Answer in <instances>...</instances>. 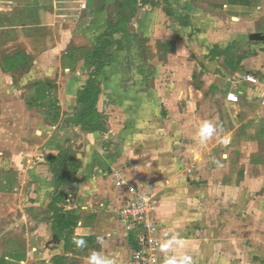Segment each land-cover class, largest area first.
<instances>
[{
    "label": "crops",
    "instance_id": "crops-1",
    "mask_svg": "<svg viewBox=\"0 0 264 264\" xmlns=\"http://www.w3.org/2000/svg\"><path fill=\"white\" fill-rule=\"evenodd\" d=\"M142 1L145 0H139L138 13L131 22L133 34L150 44L156 43L157 54L160 52L159 43L168 41L170 47V51L161 54L169 65H155L152 67L155 73L160 66L174 73H183L191 67L197 69V62L209 68L220 67L218 60L224 58L228 66L221 69L231 75L223 85H220L222 82L219 79L216 81L219 83L213 86L225 118L224 141L207 147L194 132V137L198 138L197 146L185 145L184 161L168 164L162 157L148 153L146 160H140L137 153L121 144L124 138H144L139 131L124 129L117 134L109 130L103 119L105 132H85L75 125V114H59L53 131L49 129L47 136L42 133V146L45 151L53 149L45 155L52 166L63 165L49 159L66 150L72 161L80 163V168L65 179V186L60 190L65 197L63 203L58 204L63 208L62 215L71 214L74 226L68 231H61L54 225L50 207L55 198V180L62 177L56 171L49 182V197H43L38 192L39 197H27L21 219L0 235L7 232L4 239L8 240L4 249H0V264H88V257L94 251L113 259L115 264H130L141 231L135 229L128 233L119 212L135 199L136 194L154 195L152 216L159 229L158 264H164L165 256L172 255H186L190 264H207V256L211 264H237L235 255L243 247L238 239V211L244 206L246 217L251 220L258 216L255 212L264 216V40L252 38L258 34L264 36V0H150L144 6ZM125 2L0 0L1 50L14 47L10 51L11 56H26L29 67L19 66L16 70H9L6 68L9 57L2 59L1 56V93L11 95L13 75L25 71L22 76L24 82L19 84L22 87L28 84L24 75L29 72L39 76L32 84V90L43 97L46 81H50L53 74L75 72V68L82 65V70L87 73L80 81L81 86L77 88L73 78H69L64 87L74 89L70 100L76 112L78 92L86 85L89 73L85 55L75 65L72 61L76 59L74 54L80 55V51L95 48L97 36L115 21ZM67 17L75 18L78 25L74 30L68 29L61 34L59 26ZM211 27L213 29L209 30ZM193 28L194 36L191 32ZM62 39L73 43L75 48L68 57L66 55L71 60L69 66L63 64L61 45L56 46ZM47 41L53 44L43 48V51L31 45L38 43L42 46ZM191 43L193 45L189 48L192 52L187 47ZM180 44L188 48L189 56L186 58ZM172 49L176 50V54ZM232 51L237 52L235 64L231 61ZM174 56L178 59H173ZM209 60H213L212 64ZM214 63L217 65L213 66ZM215 70H211L212 73ZM104 71L97 77L98 80ZM41 72L46 73L44 81L40 80ZM247 75L256 77L258 83L245 80ZM8 78L10 81L3 84V80ZM235 82L239 85L238 103L227 99ZM149 87L148 91L152 89ZM100 88L97 110L103 114L100 107L104 88L102 85ZM59 94L58 104L66 105L61 92ZM13 103L8 99L3 102L5 105ZM188 103L193 106L195 99H189ZM70 120V132L82 136L76 147H73V136L65 128L70 125ZM83 149L84 156L80 152ZM46 161L35 168L39 185L49 173ZM244 233L253 234V231L249 229ZM16 234L20 236L16 237ZM174 235L184 240L183 247L173 245L169 249L162 248V244ZM76 239L85 240L86 247H77L74 243ZM258 242L260 245L252 248L258 250L262 246L264 249V240ZM243 243L247 247L248 239Z\"/></svg>",
    "mask_w": 264,
    "mask_h": 264
},
{
    "label": "rangeland",
    "instance_id": "rangeland-1",
    "mask_svg": "<svg viewBox=\"0 0 264 264\" xmlns=\"http://www.w3.org/2000/svg\"><path fill=\"white\" fill-rule=\"evenodd\" d=\"M61 13L64 15L65 12ZM77 22L72 17L62 19V24L59 26L60 33L62 34L68 29L74 30L78 25ZM103 29L104 27L101 30ZM212 29L211 27L209 30ZM132 31L133 27L130 30L131 36H133ZM191 32L192 36L196 34L194 28ZM124 36H116V46L112 50V63L108 65L107 71H104L101 79H97L100 86L102 85L104 88V99H102L100 110L104 114L101 115L108 124L109 130L117 134L123 132L124 129L136 130L145 136L144 138L142 136L140 138H124V142L121 144L130 151L137 153L140 160L145 159L148 153L154 154V157H162L163 161L168 164L179 163L185 159V145L197 146L198 138H195L193 133H198L199 125L205 120L212 121L217 127V133L205 144L207 147L219 144L224 138L223 132H225L226 124L223 110L220 108L221 103L213 90V86L219 83L216 82L219 79L222 82L220 85H223V82L226 83L231 75L230 72L224 73L221 69L228 66L224 58L218 60L220 67L209 68L204 66L202 62V64L197 62L199 65L195 66L197 69L191 67L189 71L183 73H174L165 67L161 68V66L159 71L155 73L152 68L155 65H169L163 60L165 56L161 55L170 51L168 50L170 49L169 42L165 40L166 42L159 43L160 52L157 54L156 43L150 44L147 40L132 38L133 43L130 47L126 40L127 37ZM32 44L43 51V48L51 47L53 42L47 41L42 45L43 47L38 43ZM210 44L212 45L211 42ZM1 45L0 57L2 56V59L10 57V51L14 47L1 50L3 47ZM60 45L64 55L63 64L69 66L71 60L67 57L75 51L73 43H66L62 39L56 43V46ZM192 45L193 43L187 47L191 48ZM181 46L183 45L180 44L181 52H184L183 55L186 58L187 55L189 56L188 48ZM190 48L189 51L192 52ZM173 49V53L176 54V50ZM87 52L80 51V55L74 54L76 59L72 61L75 65L78 60L83 59V55ZM231 53V61L235 64L237 52L232 51ZM177 56H174L173 59L177 60ZM189 59L191 60V58ZM209 61L212 64L213 60ZM48 63L52 65L51 62ZM215 65L217 64L214 63L213 66ZM27 68L29 69V67ZM215 68V73H212L211 70ZM75 70V72L70 73L62 71L61 74H53L49 78L51 80L46 81V91L42 93L45 98L40 96L37 91L32 90V84L39 76L29 74V72L26 76L24 75L28 84L23 87L19 84L24 82L22 76L25 71H18L13 75L11 95H6L5 92L1 93L2 90H0V235L6 231L5 229L10 228V225L21 219V210L28 202L27 197H39L37 192L43 197H49L51 193L50 179L56 171L65 168L64 164L52 166L50 162L46 161L45 155L53 149L43 150L42 138L44 136L42 133L45 132L47 136L49 134L46 132L49 129L53 131L54 124L56 125L54 121L56 114H60V116L63 112L66 116L75 114V105H72L70 100L74 89H64L65 82H68L69 78H73L78 88L81 86L82 77L86 76L87 73L82 70V65L77 66ZM90 72L91 70H88L89 74ZM41 74V81L47 79L45 78L46 73L41 72ZM7 81L10 79H4L3 84H6ZM145 85L150 86L149 88L152 87V89L148 91ZM60 87L62 88L61 91ZM59 92H61L62 99L64 98L67 102L64 106L58 104ZM7 99L12 100L13 105L3 104ZM189 99H195L193 106L188 103ZM163 113L166 114L163 115ZM71 124L70 120V125L65 128L67 133L71 137L73 136V147H76L82 140V136L70 132ZM84 150L80 151L83 156L85 155ZM44 161L49 167L50 174L45 175L44 182L41 181L43 184L39 185L38 172L35 168L41 167ZM42 200L46 202L44 198ZM241 207L237 214L236 223L239 228L238 239L243 247H240L235 255L237 264H263L264 249L262 246L258 250H254L252 247L259 246L260 244L257 243L260 239L264 240V216L255 212L254 214L258 216L251 220V218L246 217L247 212L244 206ZM1 216L3 217L1 218ZM249 229L253 231V234L248 233L246 235L244 232ZM6 233L0 236V249H4L8 241L4 239ZM19 236L16 234V237ZM245 239H248L247 247H244ZM209 261L207 256V264H211Z\"/></svg>",
    "mask_w": 264,
    "mask_h": 264
},
{
    "label": "trees",
    "instance_id": "trees-1",
    "mask_svg": "<svg viewBox=\"0 0 264 264\" xmlns=\"http://www.w3.org/2000/svg\"><path fill=\"white\" fill-rule=\"evenodd\" d=\"M150 0L142 1L141 5L150 3ZM139 0H126L120 7V12L116 15L115 21L111 22L104 32L100 33L96 38V46L91 51H88L84 58L86 68L91 70L89 79L86 85L78 92V106L75 112V125L80 127L85 132H105L102 115L97 110V104L101 95L100 84L97 82V77L104 71L105 67L112 63L111 51L116 46V36L119 34L125 35L127 43L132 46V38L139 39L136 34L131 36V22L138 13ZM129 47V48H130ZM28 58L22 54H16L7 59L6 68L15 70L19 66L28 67ZM59 114L55 115L54 121H58ZM49 160L55 163L65 165L63 171H58L61 178H57L54 202L50 209L53 212L55 219L54 225L56 229L61 231L70 230L74 226L73 219L70 213L62 215L63 208L58 204L63 203L64 194L60 190L65 186V179L74 174L79 168L78 161H72L68 156V150L62 152L57 157Z\"/></svg>",
    "mask_w": 264,
    "mask_h": 264
},
{
    "label": "built area",
    "instance_id": "built-area-1",
    "mask_svg": "<svg viewBox=\"0 0 264 264\" xmlns=\"http://www.w3.org/2000/svg\"><path fill=\"white\" fill-rule=\"evenodd\" d=\"M245 80L251 83H258L256 77L247 75ZM239 85L233 84V90L228 94L229 102L238 103ZM154 195L136 194L135 199L119 212L126 231L132 232L139 229L141 233L137 238V248L134 250L130 264H158L159 253L157 240L158 225L153 219Z\"/></svg>",
    "mask_w": 264,
    "mask_h": 264
},
{
    "label": "clouds",
    "instance_id": "clouds-1",
    "mask_svg": "<svg viewBox=\"0 0 264 264\" xmlns=\"http://www.w3.org/2000/svg\"><path fill=\"white\" fill-rule=\"evenodd\" d=\"M217 133L216 125L209 120H205L199 125L198 136L201 142H206L210 140ZM219 164V162H216ZM74 243L79 248L86 247V241L83 239H76ZM173 245L183 247L184 240L179 238L177 235H174L170 240H167L162 244V248L169 249ZM88 264H115V261L102 253L92 252L88 257ZM164 264H190V258L188 256H165Z\"/></svg>",
    "mask_w": 264,
    "mask_h": 264
},
{
    "label": "water",
    "instance_id": "water-1",
    "mask_svg": "<svg viewBox=\"0 0 264 264\" xmlns=\"http://www.w3.org/2000/svg\"><path fill=\"white\" fill-rule=\"evenodd\" d=\"M253 39H263L264 40V36L263 35H253L252 36Z\"/></svg>",
    "mask_w": 264,
    "mask_h": 264
}]
</instances>
